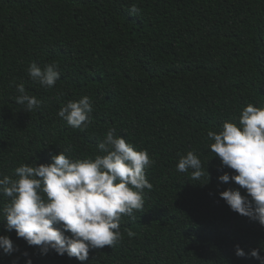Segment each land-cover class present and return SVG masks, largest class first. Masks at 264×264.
Masks as SVG:
<instances>
[{
    "label": "trees",
    "instance_id": "16d2710c",
    "mask_svg": "<svg viewBox=\"0 0 264 264\" xmlns=\"http://www.w3.org/2000/svg\"><path fill=\"white\" fill-rule=\"evenodd\" d=\"M132 3L139 15L129 14ZM33 61L58 64L54 87L30 79ZM21 83L42 101L31 112L16 102ZM82 96L91 99V123L76 129L57 112ZM248 104L264 107V0H0V178H14L22 163H50L59 150L73 159L101 154L110 128L154 161L144 208L134 220L122 216L113 247L92 249L83 262L41 255L0 219V235L18 248L0 252V264H25L24 252L32 264H258L235 246L264 247V227L219 196L247 193L218 180L234 170L207 137L238 122ZM188 151L205 164L207 182L177 171Z\"/></svg>",
    "mask_w": 264,
    "mask_h": 264
},
{
    "label": "clouds",
    "instance_id": "9594fccd",
    "mask_svg": "<svg viewBox=\"0 0 264 264\" xmlns=\"http://www.w3.org/2000/svg\"><path fill=\"white\" fill-rule=\"evenodd\" d=\"M129 14L139 15L141 9L132 3ZM58 64L43 68L31 62L27 74L33 82L52 88L60 78ZM16 102L23 111L31 112L42 101L29 95L25 86L16 85ZM93 111L90 97L63 104L57 115L72 128H86L91 123ZM213 141L210 151L222 165L234 170L219 175L218 180L234 181L238 188L219 192L230 210L258 222L264 227V107L248 104L238 116V122L225 120L219 131H208ZM99 153L94 157L71 158L70 149L59 150L51 156L50 163L33 165L22 163L14 169V178H0V196L7 198L0 207V219L6 221L5 231H15L28 246L38 248L41 255L55 252L78 261H86L89 251L105 246L113 247L122 238V216L136 219L134 212L144 208L145 189L152 184L146 179L145 169L154 161L147 150L134 145L110 128L98 143ZM178 172L190 171L191 179H209L205 164L193 151L180 155L176 164ZM70 233V235L66 234ZM132 231L128 236H133ZM18 251L8 235H0V252L12 255ZM264 247L245 251L235 246L238 257L251 256L264 264ZM25 264H32L27 252L22 253Z\"/></svg>",
    "mask_w": 264,
    "mask_h": 264
}]
</instances>
